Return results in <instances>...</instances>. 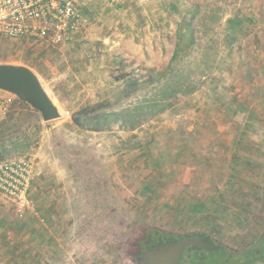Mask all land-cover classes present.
<instances>
[{
    "label": "rangeland",
    "instance_id": "374dc122",
    "mask_svg": "<svg viewBox=\"0 0 264 264\" xmlns=\"http://www.w3.org/2000/svg\"><path fill=\"white\" fill-rule=\"evenodd\" d=\"M116 1L93 0L84 12L95 37L72 53L96 68L75 70L73 61L74 92L63 94L76 102L72 110L37 126L38 114L16 105L0 121L13 120L2 159L26 156L41 171L33 213L19 218L0 202V264H144L155 238L195 233L227 254H205L204 264L264 261V246L237 257L264 233V0H128L117 8ZM194 10L197 45L182 67L198 80L194 93L133 130L116 125L94 135L72 124L78 105L116 99L124 84L117 78L146 80L166 68L177 28ZM231 18L241 27L231 30ZM40 52L0 35V64L33 66ZM30 215L35 235L20 226Z\"/></svg>",
    "mask_w": 264,
    "mask_h": 264
},
{
    "label": "trees",
    "instance_id": "16d2710c",
    "mask_svg": "<svg viewBox=\"0 0 264 264\" xmlns=\"http://www.w3.org/2000/svg\"><path fill=\"white\" fill-rule=\"evenodd\" d=\"M173 8L176 9L175 6H173ZM197 13L198 12L194 10L182 18L176 31V43L173 55L166 68L161 72L152 70L150 77L146 80H141V78L134 73L117 78L116 81H123L124 84L117 94L116 99H105L85 105L73 113L71 116L72 124L79 129L90 132L110 131L116 125H118L119 128L133 130L149 117L165 111L167 107L179 97L194 93L197 90L198 80L196 81V78H193L190 74L186 75L182 67L188 55L197 45ZM228 22L231 30H236L237 27H241L240 20L238 19L231 18ZM211 62L204 60V70H210ZM203 74L204 73L200 75L201 78L205 76ZM155 83L156 86H154V88L143 93L148 86ZM148 93L151 95L148 96ZM128 101H130V103H127ZM1 125L0 143L4 140L5 133L9 131L7 128H10V121L2 122ZM0 145L4 146L3 150L0 149V157L2 159L7 157L5 153L9 150L6 149L3 142ZM13 146H16V144L11 143V147ZM205 209L206 207H204V205H193L192 207L193 212H203ZM28 218L29 221H23L20 226L22 227L24 225L30 233L35 235L37 229L34 227H36L37 224V217L30 215ZM20 226L19 228H21ZM198 234L201 235L203 233H195L192 235ZM192 235H188L187 237ZM155 239L156 242L164 241V239L160 237ZM260 242L261 237L257 240L258 247H256V245L255 247L252 246L251 249H247L242 252L243 254L237 257L244 259L245 255L247 254L249 256L255 248L260 249ZM225 255L227 254L225 253ZM198 264H204V257Z\"/></svg>",
    "mask_w": 264,
    "mask_h": 264
},
{
    "label": "built area",
    "instance_id": "2783aa9c",
    "mask_svg": "<svg viewBox=\"0 0 264 264\" xmlns=\"http://www.w3.org/2000/svg\"><path fill=\"white\" fill-rule=\"evenodd\" d=\"M80 1L0 0V35L15 41H45L53 46L70 43L86 23L78 9ZM9 104L8 98L0 96V118ZM34 177L31 158L0 161V202L11 203L19 218L35 211L31 199Z\"/></svg>",
    "mask_w": 264,
    "mask_h": 264
},
{
    "label": "crops",
    "instance_id": "0c3cea01",
    "mask_svg": "<svg viewBox=\"0 0 264 264\" xmlns=\"http://www.w3.org/2000/svg\"><path fill=\"white\" fill-rule=\"evenodd\" d=\"M92 1L93 0H81L78 3V9L84 18L86 16L84 12H88V10L91 11L93 9L92 7L93 4H91ZM111 2H113V0H111ZM116 2H117L116 4V8H117L118 5L120 6L125 5L128 2V0H118ZM113 10L114 9H112L111 11ZM92 30H93V24L90 25L88 19H86L85 26L79 33L75 35V39L72 42L63 43L57 46L52 45L54 49H49L51 44L45 41L25 40V41H30L33 45L35 44L40 45L41 52L40 54L37 55V62L35 64L33 63V66H27V65H21V66H25L34 72L39 82L41 83L44 91L46 92L50 100L58 108L59 111L60 109H63L64 111L69 112L70 110H72V108L75 106L74 104L76 103L75 102L72 104L68 102L66 98L63 96L64 92L69 93V94L74 92L73 84H70L72 83L71 82L72 76H74L73 69H71V67L75 66V64H73V61L79 62L78 66L77 65L75 66V70L80 69V70L90 71L93 68H96V66L92 68V66L89 63H86L88 60L86 55L80 57V54H76L74 52L72 53V49L78 50V49L83 48L84 46L86 47L87 44L92 45V43L90 42L95 37V34L91 33ZM82 61H85V62H82ZM68 77L70 78L69 80L67 79ZM62 87L65 88L63 92L61 90ZM0 96L6 97L10 100L9 109L13 110V108L16 107V105L18 107H24V109L26 110L28 108L29 112H31L32 114H36V115L38 114L39 116L38 119L36 120V125L37 126H39V124L45 125L46 122L43 121L41 114L35 109H33L26 102L18 99L15 95L8 93L6 91H3V90H0ZM83 106L85 105L84 104L78 105V109ZM3 118L4 116L0 118V121ZM6 121L12 122L13 120L6 119ZM2 122H5V120ZM1 126L2 125H0V129H1ZM45 132H48V131H45ZM90 134L95 135L99 133L90 132ZM38 164H37V169H35V176L37 175L39 178V174L41 173V171H40V168H38ZM38 180L35 182V187H36V183L38 182ZM32 185H34V180H33Z\"/></svg>",
    "mask_w": 264,
    "mask_h": 264
},
{
    "label": "water",
    "instance_id": "95a60500",
    "mask_svg": "<svg viewBox=\"0 0 264 264\" xmlns=\"http://www.w3.org/2000/svg\"><path fill=\"white\" fill-rule=\"evenodd\" d=\"M0 90L26 102L41 114L45 122L61 118L60 111L50 100L34 72L25 66L0 64ZM156 249L158 252L149 251L142 257L144 264H197L200 252H218L221 247L215 245L211 238L198 234L169 242L165 247L159 245Z\"/></svg>",
    "mask_w": 264,
    "mask_h": 264
},
{
    "label": "flooded vegetation",
    "instance_id": "af4514ba",
    "mask_svg": "<svg viewBox=\"0 0 264 264\" xmlns=\"http://www.w3.org/2000/svg\"><path fill=\"white\" fill-rule=\"evenodd\" d=\"M202 235H205L206 237H208V238H211L212 240H214V242H215V245H217V246H219V247H221V250L220 251H223L224 253H225V248H224V246L222 245V244H220V243H218L213 237H211L210 235H207V234H205V233H203ZM261 237V244H260V248L262 247V246H264V233L260 236ZM259 237V238H260ZM171 238V237H170ZM174 237H172V240L171 239H169L168 238V240H166V241H158V242H156L155 240L154 241H152L151 243H148V244H146L145 246H146V249H144L143 250V253H142V257L147 253V252H149V251H154V253L155 252H158V249H156L157 248V246H163V247H165V244H167V243H169V242H173L174 241ZM164 242V243H163ZM193 249V248H192ZM223 249V250H222ZM258 250H260V249H254L253 250V252L254 253H256ZM195 252H196V250H195ZM208 253H210V252H206V251H203V252H200V257H199V259L197 260V264H198V262L200 261H202L203 260V257H205V254H208ZM228 254H231V253H228ZM259 262H264V261H259Z\"/></svg>",
    "mask_w": 264,
    "mask_h": 264
}]
</instances>
